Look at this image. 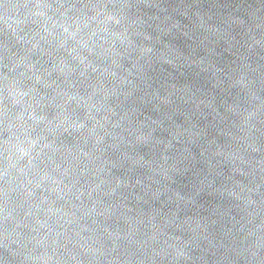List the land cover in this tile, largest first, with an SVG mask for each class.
I'll return each instance as SVG.
<instances>
[{
  "label": "water",
  "instance_id": "1",
  "mask_svg": "<svg viewBox=\"0 0 264 264\" xmlns=\"http://www.w3.org/2000/svg\"><path fill=\"white\" fill-rule=\"evenodd\" d=\"M0 264H264V36L220 0H0Z\"/></svg>",
  "mask_w": 264,
  "mask_h": 264
}]
</instances>
